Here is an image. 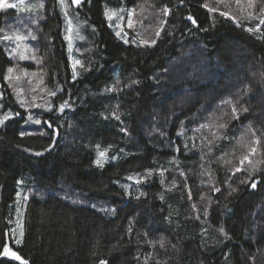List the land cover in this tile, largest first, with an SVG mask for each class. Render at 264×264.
<instances>
[{
  "label": "trees",
  "instance_id": "trees-1",
  "mask_svg": "<svg viewBox=\"0 0 264 264\" xmlns=\"http://www.w3.org/2000/svg\"><path fill=\"white\" fill-rule=\"evenodd\" d=\"M41 1L0 50V264H264V0H120L119 32L84 0L75 69Z\"/></svg>",
  "mask_w": 264,
  "mask_h": 264
},
{
  "label": "rangeland",
  "instance_id": "rangeland-1",
  "mask_svg": "<svg viewBox=\"0 0 264 264\" xmlns=\"http://www.w3.org/2000/svg\"><path fill=\"white\" fill-rule=\"evenodd\" d=\"M120 0H105L102 4L104 8H107L106 11L108 12L107 19L110 21L113 25H111L115 30L118 28V31L120 30L121 26L123 25V14H124V3L122 1L117 2ZM60 3V0H58ZM84 3V0H81V3L79 5L73 3V0H64L63 5L60 3L62 11L65 16V30H64V36H70L71 37V43L72 47L74 45V33L79 32L76 28L74 29L73 27V20H72V15L78 14L77 9L78 6H81V4ZM16 5V7H4V5ZM42 1L41 0H23L21 3V0H0V11L4 10L5 8H13L17 12L15 16L13 17L12 21L8 23L7 19H4V17L0 20V50L3 52H7L8 55H10L12 52L19 50H26L28 48V42L27 39L32 37V29L28 27V32L29 36L25 37L23 40H16L15 36L20 35L18 32L14 31V25L17 22H28L29 25H35L37 18L39 16V12L41 10ZM109 16L111 19H109ZM34 19V20H33ZM76 21V20H75ZM71 22V29L72 31L69 32V23ZM4 36L11 37L10 39L5 40ZM129 35L126 33L123 37V39L127 38ZM67 40V43L69 45V40ZM70 51V50H69ZM15 52V53H16ZM77 60L76 56L73 54L72 48H71V64L73 66L74 61ZM78 65V64H77ZM76 68V67H75ZM12 71L8 72L7 77L11 79H16L19 77V72L15 68H11ZM76 73L77 75V70L75 71L73 69V73ZM52 190V189H51ZM26 197V194H21L18 193L15 198L16 205L21 204L24 202ZM83 202L85 205L93 206V207H99L98 206V200L85 197L83 198ZM82 202V203H83ZM79 204H81L79 202ZM104 204V203H102ZM18 207L17 206V211L15 214V224L16 227L15 231H12L13 234H15V238L17 239L20 235V217L18 215ZM20 233V235H19ZM19 235V236H18Z\"/></svg>",
  "mask_w": 264,
  "mask_h": 264
},
{
  "label": "snow or ice",
  "instance_id": "snow-or-ice-1",
  "mask_svg": "<svg viewBox=\"0 0 264 264\" xmlns=\"http://www.w3.org/2000/svg\"><path fill=\"white\" fill-rule=\"evenodd\" d=\"M23 2V0H21V3ZM60 3L63 5V3H64V0H60ZM73 3H75V4H77V5H79L80 3H81V0H73ZM41 7H43V5H40ZM4 7H16V5H11V4H9V5H4ZM262 11H264V10H262ZM164 13H165V15H167L168 14V9L167 8H165L164 9ZM222 15H227V13H221ZM105 15L106 16H108V12L106 11L105 12ZM130 15H131V13H130ZM109 19H111V17L109 16ZM188 19H192L191 17H189ZM69 23V32H71L72 31V29H71V22H68ZM193 23H195V21H193ZM261 23H264V20H261ZM129 26H131V20L129 21ZM249 31H252V29H249ZM30 35V34H29ZM117 35L119 36L120 35V33H117ZM157 35H159V32H157ZM11 37H8V36H4V39L5 40H7V39H10ZM80 39H83V37H79ZM15 39L16 40H23V39H25V37L24 36H21V35H16L15 36ZM33 39H35V37H33ZM65 39H68L69 40V45H68V47H69V58L71 59V48H72V43H71V37L70 36H66L65 37ZM153 43H155V41H153ZM23 58V57H22ZM77 64H80V61L79 60H75L74 61V63H73V68L75 69V67H76V65ZM8 71L9 72H11L12 71V69L11 68H9L8 69ZM75 77H76V73L74 72L73 73V79H75ZM6 79H7V77H6ZM133 83H136L135 81H133ZM117 84H119V81H117ZM112 89H108V91H111ZM222 103H227V104H231L232 103V101L231 100H227V101H222ZM64 107V105H61V108H63ZM248 109L247 108H242V111H247ZM232 111H233V115L235 116L236 114H237V108L235 107V106H233V109H232ZM116 118L117 119H119V117L118 116H116ZM7 119H9V117H8V115H5L4 116V120H7ZM30 119H31V117H30ZM0 123H3V120H0ZM36 123H40V121H36ZM201 127H208V125H202ZM219 127H226V125H224V124H221V125H219ZM180 133H178V135H179ZM213 136H215V133H213ZM257 143H259V141L257 140ZM99 147V146H98ZM254 151V150H253ZM37 155H40V153H37ZM105 157V152L104 151H101V152H99V157H98V159L95 161L98 165H101L102 166V158H104ZM246 159V158H245ZM237 171H239V169H237ZM149 175H151V172H149ZM130 179H131V177H130ZM137 183H139V180H137ZM252 187L253 188H255L256 187V183L255 182H253L252 183ZM217 191H219V189H217ZM126 192H127V188H126ZM190 195V194H189ZM137 198H139V197H137ZM114 211V210H113ZM220 231L221 232H223V228H221L220 229ZM161 246H163V241H161ZM3 254L5 255V256H8V255H11L13 258H15V259H17V260H20L21 258L15 253V252H10V250H9V248L7 247V246H5L4 247V252H3ZM22 264H24V262H22ZM99 264H106V261H104V260H101L100 262H99Z\"/></svg>",
  "mask_w": 264,
  "mask_h": 264
},
{
  "label": "water",
  "instance_id": "water-1",
  "mask_svg": "<svg viewBox=\"0 0 264 264\" xmlns=\"http://www.w3.org/2000/svg\"><path fill=\"white\" fill-rule=\"evenodd\" d=\"M192 22L194 21V20H191ZM195 24V23H194ZM196 25V24H195ZM0 85H1V83H0Z\"/></svg>",
  "mask_w": 264,
  "mask_h": 264
}]
</instances>
